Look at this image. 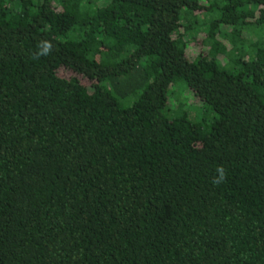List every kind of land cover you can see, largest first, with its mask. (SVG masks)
<instances>
[{"label":"trees","instance_id":"16d2710c","mask_svg":"<svg viewBox=\"0 0 264 264\" xmlns=\"http://www.w3.org/2000/svg\"><path fill=\"white\" fill-rule=\"evenodd\" d=\"M0 264H264V0H0Z\"/></svg>","mask_w":264,"mask_h":264},{"label":"rangeland","instance_id":"374dc122","mask_svg":"<svg viewBox=\"0 0 264 264\" xmlns=\"http://www.w3.org/2000/svg\"><path fill=\"white\" fill-rule=\"evenodd\" d=\"M171 94H173L172 90L169 94V100L171 99ZM180 99L184 102L183 112L187 114L189 120L193 122H201L204 117V111L202 107H200L202 106V102L196 96H192L190 92L186 91L181 94Z\"/></svg>","mask_w":264,"mask_h":264},{"label":"clouds","instance_id":"9594fccd","mask_svg":"<svg viewBox=\"0 0 264 264\" xmlns=\"http://www.w3.org/2000/svg\"><path fill=\"white\" fill-rule=\"evenodd\" d=\"M38 48L40 50L36 54L37 57L47 56L51 53L53 45L49 41H41L40 45H38ZM216 172L217 175L213 178V183L219 185L226 180V170L223 166H220L216 168Z\"/></svg>","mask_w":264,"mask_h":264}]
</instances>
